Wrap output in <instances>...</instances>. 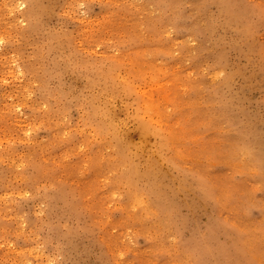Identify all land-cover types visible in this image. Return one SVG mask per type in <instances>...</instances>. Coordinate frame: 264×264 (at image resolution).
<instances>
[{
	"label": "rangeland",
	"instance_id": "1",
	"mask_svg": "<svg viewBox=\"0 0 264 264\" xmlns=\"http://www.w3.org/2000/svg\"><path fill=\"white\" fill-rule=\"evenodd\" d=\"M263 230L264 0H0V264H264Z\"/></svg>",
	"mask_w": 264,
	"mask_h": 264
},
{
	"label": "bare ground",
	"instance_id": "2",
	"mask_svg": "<svg viewBox=\"0 0 264 264\" xmlns=\"http://www.w3.org/2000/svg\"><path fill=\"white\" fill-rule=\"evenodd\" d=\"M106 81V80H105ZM150 96V95H149ZM189 113V112H188ZM183 117V116H182ZM89 142V141H88ZM106 154V153H105ZM96 160V159H95ZM87 161V160H86ZM101 171V170H100ZM97 173V172H96ZM114 187V186H113ZM127 204V203H126ZM141 212V211H140ZM135 213V212H134ZM149 213V212H148ZM152 214V213H151ZM156 224V223H155ZM132 228V227H131ZM164 231V230H163ZM264 231V230H263ZM159 232V231H158ZM148 234V233H147ZM110 241V240H109ZM129 241V240H128ZM127 241V242H128ZM105 243V242H104ZM134 242H132V244H133ZM151 247H153V246H151ZM144 259V258H143ZM143 261V260H142Z\"/></svg>",
	"mask_w": 264,
	"mask_h": 264
}]
</instances>
